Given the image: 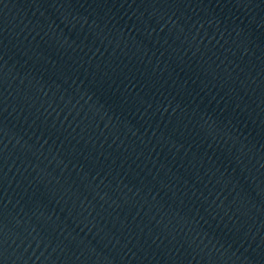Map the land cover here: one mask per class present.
<instances>
[{
    "label": "water",
    "instance_id": "obj_1",
    "mask_svg": "<svg viewBox=\"0 0 264 264\" xmlns=\"http://www.w3.org/2000/svg\"><path fill=\"white\" fill-rule=\"evenodd\" d=\"M0 264H264L260 0H0Z\"/></svg>",
    "mask_w": 264,
    "mask_h": 264
}]
</instances>
